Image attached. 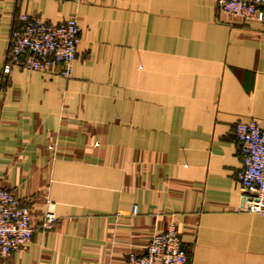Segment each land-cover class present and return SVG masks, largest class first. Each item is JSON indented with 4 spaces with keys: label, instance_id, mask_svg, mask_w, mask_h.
Segmentation results:
<instances>
[{
    "label": "crops",
    "instance_id": "1",
    "mask_svg": "<svg viewBox=\"0 0 264 264\" xmlns=\"http://www.w3.org/2000/svg\"><path fill=\"white\" fill-rule=\"evenodd\" d=\"M216 1L0 0V188L33 229L0 264H127L172 226L190 264H264L234 131H264V24ZM20 14L77 20L69 78L3 73Z\"/></svg>",
    "mask_w": 264,
    "mask_h": 264
},
{
    "label": "built area",
    "instance_id": "2",
    "mask_svg": "<svg viewBox=\"0 0 264 264\" xmlns=\"http://www.w3.org/2000/svg\"><path fill=\"white\" fill-rule=\"evenodd\" d=\"M216 9L232 17L264 24V0H217ZM18 19L21 27L8 37L9 59L3 73L9 74L13 68L21 67L30 72L69 78L80 42L77 20L53 24L27 14H20ZM234 131L242 163L237 173L242 205L236 212L264 217V131L254 120L237 121ZM55 221L54 214L46 212L39 227L50 230ZM32 233L28 207L11 191L0 188V257L28 244ZM127 264H190V261L178 231L172 226L153 235L141 254L129 255Z\"/></svg>",
    "mask_w": 264,
    "mask_h": 264
}]
</instances>
